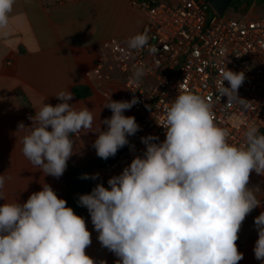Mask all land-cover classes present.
<instances>
[{
	"label": "clouds",
	"instance_id": "obj_1",
	"mask_svg": "<svg viewBox=\"0 0 264 264\" xmlns=\"http://www.w3.org/2000/svg\"><path fill=\"white\" fill-rule=\"evenodd\" d=\"M16 0H0V34L10 35L11 14ZM147 33H137L126 44L129 51L157 48L148 45ZM143 66L133 76L139 80ZM217 86L228 102L238 96L245 80L243 72H220ZM227 81L228 86H225ZM55 106L44 103L30 116L31 126L22 137L23 155L44 176L59 179L75 154L74 140L82 132H93L96 155L114 157L129 145L140 126L134 116H125L139 101H110L104 108L110 118L99 120L87 106L70 103V90L55 95ZM242 99V98H240ZM101 124L106 130H101ZM165 139L141 137L146 146L121 174L108 179L109 187L97 184L90 194L79 196L86 207L101 246L116 257V264H238V233L246 217L261 206L258 188H250L254 171L264 176V134L255 125L245 131V141L228 143V132L218 127L211 105L200 95L179 90L166 109ZM134 147V146H133ZM82 174L81 179H98ZM6 177L0 175V199ZM258 239L255 259L264 264V211L254 219ZM92 244L85 219L67 206L47 183L23 204L0 205V264H97L86 249ZM99 264H106L100 261Z\"/></svg>",
	"mask_w": 264,
	"mask_h": 264
},
{
	"label": "crops",
	"instance_id": "obj_2",
	"mask_svg": "<svg viewBox=\"0 0 264 264\" xmlns=\"http://www.w3.org/2000/svg\"><path fill=\"white\" fill-rule=\"evenodd\" d=\"M130 3L131 0H16L10 35L0 34V175L6 177L0 205L23 204L33 192L41 190V183L49 184L59 198L67 201L68 207L85 219L92 238L86 254L97 264H116L118 257L101 246L87 208L78 204L79 196L90 194L97 183L81 179L89 171L72 173L99 159L92 146L97 134L82 132L72 137L75 154L57 179L44 176L23 155L21 139L27 129L18 131V126H31L29 117L44 103H60L55 95L64 90L74 94L70 103L79 102L77 108L87 106L92 110L94 127L99 120L111 117V110L104 105L110 101L108 93L113 85L106 83L100 90L85 74L94 64L100 44L113 39L126 43L142 33L146 14ZM76 88L89 89L90 95L77 97ZM106 128L101 124V130ZM249 187L258 188L257 198L264 201V176L253 171ZM262 211L264 203L242 224L236 243L244 258L238 264H262L253 251L258 239L254 219Z\"/></svg>",
	"mask_w": 264,
	"mask_h": 264
},
{
	"label": "built area",
	"instance_id": "obj_3",
	"mask_svg": "<svg viewBox=\"0 0 264 264\" xmlns=\"http://www.w3.org/2000/svg\"><path fill=\"white\" fill-rule=\"evenodd\" d=\"M130 4L146 14L142 33L157 52L150 54L147 47L129 51L123 41L108 40L100 44L85 74L100 90L112 84L108 93L112 100L135 96L139 101L124 115L134 116L140 130L128 137L129 145L119 149L109 164L89 171V176L98 173L99 178L92 180L106 188L109 178L121 174L134 157L143 156L146 146L141 137L165 139L158 123L181 89L211 105L214 122L227 130L229 144L242 145L249 126L264 130V0H253L239 19L217 15L209 0H131ZM255 10L261 14L253 16ZM139 66L144 75L136 80L133 74ZM226 69L244 73L238 89L242 99L228 102L218 91L220 72Z\"/></svg>",
	"mask_w": 264,
	"mask_h": 264
},
{
	"label": "trees",
	"instance_id": "obj_4",
	"mask_svg": "<svg viewBox=\"0 0 264 264\" xmlns=\"http://www.w3.org/2000/svg\"><path fill=\"white\" fill-rule=\"evenodd\" d=\"M253 0H235L231 6V9L232 10H241V11H245L247 10L250 5L252 4ZM86 88H81L80 89H75V94L77 97H86L88 95H90V90L89 89H86ZM261 134H264V130L262 132H260ZM118 153V152H117ZM116 153V155H117ZM115 155V156H116ZM114 157H109L107 160H104V159H97V160H94L92 161L90 164H88L86 167L84 168H80V169H76V170H73L72 173H84V172H88L90 171L91 169L95 168V167H99V166H104V165H107L109 164L114 158Z\"/></svg>",
	"mask_w": 264,
	"mask_h": 264
},
{
	"label": "water",
	"instance_id": "obj_5",
	"mask_svg": "<svg viewBox=\"0 0 264 264\" xmlns=\"http://www.w3.org/2000/svg\"><path fill=\"white\" fill-rule=\"evenodd\" d=\"M234 1L235 0H209V3L214 12L222 16L231 8Z\"/></svg>",
	"mask_w": 264,
	"mask_h": 264
},
{
	"label": "rangeland",
	"instance_id": "obj_6",
	"mask_svg": "<svg viewBox=\"0 0 264 264\" xmlns=\"http://www.w3.org/2000/svg\"><path fill=\"white\" fill-rule=\"evenodd\" d=\"M248 9L245 10V11H241V10H232L231 8L229 10H227V12L225 13V16L226 17H233V18H236V19H239L243 16V14L247 13ZM261 14V11L260 10H255L253 12V16L255 15H259Z\"/></svg>",
	"mask_w": 264,
	"mask_h": 264
}]
</instances>
